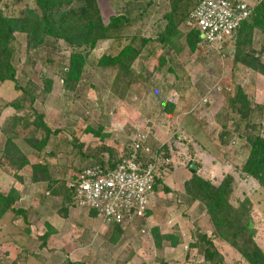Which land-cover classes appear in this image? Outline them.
Here are the masks:
<instances>
[{
  "label": "rangeland",
  "instance_id": "1",
  "mask_svg": "<svg viewBox=\"0 0 264 264\" xmlns=\"http://www.w3.org/2000/svg\"><path fill=\"white\" fill-rule=\"evenodd\" d=\"M30 1L2 0L0 9L19 15ZM179 1L94 0L95 16L103 25L110 24L115 17L126 21L114 29L113 37L100 38L93 49L87 44L74 46L63 37L46 40L37 48L29 45L26 35L17 39L14 65L20 82L26 85L30 81L36 95L35 84L43 86L49 79L53 82L49 94L41 89L44 99L36 96L33 101L34 108L45 114L51 134L43 151L34 150L32 143L25 141V135L13 134L7 124L10 111L5 113L4 110L0 114V132L5 141L8 136L17 137L15 142L30 163H49L51 180L32 185L31 165L23 170L21 197L15 208L27 210L31 224L37 207L43 215L38 224L33 223V236L31 231L27 232V219L25 221L23 215L9 213L7 233L1 231L3 225H0V264H123L130 255L128 264H153L159 256L155 259L156 243L151 229L158 226L162 234H177L179 227L175 222L178 221L183 222L184 231L188 228L185 224L190 225L185 234L189 241L192 229L193 232L196 229V225L191 227V224L204 213V207L198 202L187 204L185 201L190 198L184 192L169 195L168 200L155 208L157 219L147 220L146 215L124 225L94 215L91 210L77 209L71 200L67 203L66 187L78 172L100 159L116 162L138 132L148 134L145 149L149 145L154 149V156L166 164L165 173L177 177L180 191L185 177L181 172H191L190 160L199 164L197 171L201 175L215 183L232 174L231 203L241 208V212L245 208L252 212L251 228L256 231L257 242L264 246V188L244 171L250 152L247 130L244 124L238 126V114L229 103L236 87H244L252 107L257 109L251 124L264 135V30L252 28L249 21L246 30L222 45L211 46L202 41L193 49L187 42L191 29L185 19L179 25L180 34L173 37L171 44L164 45L158 35L163 34L167 25L166 14L175 6L179 7ZM196 1L182 0L184 7L179 9L182 8L184 14ZM249 1L252 7L260 2ZM129 44L140 51L130 66L132 76L126 70L119 71L118 65L101 64L103 60L116 57ZM73 51L89 52V55L80 79L73 83L74 88H66L64 70L70 65ZM243 60L257 69L246 66ZM12 89L11 83L0 85L2 99L11 100L15 95ZM211 89L214 91L210 100L204 102L205 94ZM171 102L177 103L173 111L167 106ZM183 124L189 126L187 131H191V136L181 131L185 130L180 129ZM36 136L42 140L41 131ZM192 136L203 148L198 156L197 152L190 155L187 150ZM167 147L168 154L164 151ZM144 153L146 158L147 155L153 157L146 150ZM2 162L9 165L6 158H2ZM14 180L17 184L18 180ZM167 207L175 208L169 220L165 216ZM69 210L72 217L68 214L63 221ZM48 219L60 229L50 235L48 245L43 247L39 239L42 234L37 232L47 231L45 221ZM9 243H13L12 248L7 247ZM181 248L183 250L164 252L170 264H208L197 247ZM232 249L231 253H226L228 262L247 264L244 258L236 257V250Z\"/></svg>",
  "mask_w": 264,
  "mask_h": 264
},
{
  "label": "trees",
  "instance_id": "2",
  "mask_svg": "<svg viewBox=\"0 0 264 264\" xmlns=\"http://www.w3.org/2000/svg\"><path fill=\"white\" fill-rule=\"evenodd\" d=\"M199 1L197 0L194 6L190 10L184 11L183 14V9H179L182 6V0H180V3H177L179 7L175 6L176 8L166 14L167 25L163 34L158 35L159 38H157L159 41L164 42V45L171 44L173 37L180 34V23L188 19L191 11ZM93 3L94 0H31L28 7L19 15H10L0 9V85L11 83L13 85V93L15 92L11 100H4L2 99L3 95L0 96V114L5 109L10 111L7 124L10 125L13 134L15 133L16 136L25 135V141L29 144L32 143V147L36 151H43L45 149L51 130L45 121V114L34 108L33 101L36 96L38 98L43 97L42 88L49 94L53 82L49 79L46 83L42 84L43 86L35 84L37 95L30 81L26 85L20 82L17 69L14 65L17 52L16 41L20 36L26 35L29 45L37 48L44 44L46 40L63 37L73 42L75 44L74 46L87 44V46L93 49L100 38L113 37L114 29H117L126 21L123 17H115L110 24L103 25L95 16L97 8ZM251 10L250 18L248 21L242 23L238 30L239 32L247 29L249 21L252 22V28L258 27L264 30V0H260ZM250 33H252L251 30ZM202 41L204 39L199 29L194 28L188 32L187 42L193 49ZM139 54L140 51L129 44L123 47L116 57L103 60L101 64L118 65L119 71L126 70V72H129L127 74L132 76L130 66ZM88 55L89 52L82 53L80 51H73L71 53L70 65L64 70L63 76V83L66 88H74L73 83L80 79ZM238 60L240 59L238 58ZM244 64L253 69H257L256 66L247 61ZM229 103L231 109L233 108L238 114V126L244 124L247 130L245 135L250 152L244 164V171L258 180L264 188V135L257 132L254 123L253 125L251 124L254 116L257 115V109L252 107L247 91L240 85L236 87L232 96L229 97ZM176 104L174 102L167 103L168 109L170 111L175 110L177 107ZM188 127V125L183 124L180 129H185L181 131H185L187 136H191V131L188 132L186 130ZM40 131L43 135L42 140H38L36 136ZM16 136H8L1 149L2 168L17 178V180H22L24 178L23 170L26 169L25 167L31 165L32 181H50V174L48 172L50 164L47 162L30 163L29 157L16 144ZM148 137L147 134V138L139 149V157L144 162L156 164L157 170L154 191L170 193L172 189L163 183V177L166 174V164L158 156L150 158H146L145 156L144 151L146 150L145 145H147ZM190 140L197 141L193 136ZM189 146L191 149L193 148L192 143ZM160 149L161 147L158 148V152ZM164 151L168 154V147ZM161 156L163 158L162 153ZM2 158H6L9 163L8 166H5ZM120 160L121 158L116 162L111 161L109 163L100 159L98 163L114 168ZM190 163H192V160L189 161ZM196 166L198 168L199 164L196 163ZM168 167H171V164ZM13 170L14 172L11 173ZM190 170L192 177L184 183L185 192L193 200H197L205 207L208 215V219H206L207 226L211 225L209 233L203 232L197 227L195 230L196 242L193 244V247H199L198 249L203 253L205 261L210 264H231L226 261L215 243V240H220L233 247L244 258L247 264H264V249L257 242L255 229L250 228L252 212L250 214L248 208H245L241 212V208H237L231 203L230 195L233 191L231 187L234 181L233 175L229 174L220 183H215L212 179L201 175L197 169ZM40 173L42 176L39 177ZM65 193L68 199L67 203L70 200L72 201L73 194L68 186L66 187ZM20 197L21 192L14 187L7 192L0 191V217L4 216L6 212L18 213L23 215L25 221L27 219L26 223L30 225L27 210L15 208V204ZM150 210H147L146 215L151 214ZM91 211L94 215L100 216L98 211ZM111 222L121 225L112 220ZM47 228L48 232L46 231L41 237L42 245H46L50 235L57 232V229L51 224H48ZM28 229L30 231L29 226L27 227ZM151 231L157 247H161L164 242L169 241L172 245H177L182 239L181 232L177 234L165 232V234H162L158 226H154ZM130 258L131 255L124 260L123 264H128ZM155 264H168V262L164 258L159 257Z\"/></svg>",
  "mask_w": 264,
  "mask_h": 264
},
{
  "label": "built area",
  "instance_id": "3",
  "mask_svg": "<svg viewBox=\"0 0 264 264\" xmlns=\"http://www.w3.org/2000/svg\"><path fill=\"white\" fill-rule=\"evenodd\" d=\"M251 9L249 0H200L187 24L199 29L206 43L220 46L248 21ZM212 91L205 94L204 102L210 100ZM146 138L145 132H138L114 168L98 162L84 166L68 184L74 204L123 225L146 216L157 170L155 163L139 157Z\"/></svg>",
  "mask_w": 264,
  "mask_h": 264
},
{
  "label": "crops",
  "instance_id": "4",
  "mask_svg": "<svg viewBox=\"0 0 264 264\" xmlns=\"http://www.w3.org/2000/svg\"><path fill=\"white\" fill-rule=\"evenodd\" d=\"M239 31H237L236 33H238ZM235 33V34H236ZM234 34V35H235ZM234 35H232L231 37H229V38H227L225 41H228V40H230ZM9 110L8 109H5V113H7ZM1 118V117H0ZM8 126V125H7ZM189 128H187L186 130H188ZM3 132V131H2ZM134 139V138H133ZM190 143H192V146H193V148L191 149L190 148V146H187V150H188V152L190 153V155L192 154V153H195V152H197V156H198V152L199 151H203V148L201 147V144L198 142V141H192V142H190ZM4 144H5V138H4V140H3V136L1 135V132H0V191H5V192H7L10 188H12V187H14V188H16L17 190H19L20 192H22V190H21V188H20V185H23L22 184V182H24V178L22 179V180H18V183L17 184H15L14 182H13V180L15 179V178H13L12 177V175L8 172V171H6L4 168H2L3 166L1 165V149L3 148V146H4ZM149 148L151 149V150H149ZM146 151H148V153H151L153 156H154V149L149 145L148 146V149L146 148ZM196 154V153H195ZM151 155V156H152ZM146 156V155H145ZM147 157L149 158L150 157V155H147ZM181 174H184L185 175V177H184V180H183V182H182V186H183V190L182 191H180L179 189V186H178V180H176V178L177 177H173V176H170V175H167V174H164V177H163V183L165 184V185H167V186H169L172 190V192H170V193H165L164 191H160V192H154L153 193V195L151 196V199H150V205H149V209H151V214H149L148 216H147V220H149V219H154V218H156L157 219V217H156V214H155V212H153V210L155 209V208H157L159 205H162V202H164V200H166L168 197H169V195H171V194H173V192L175 193V194H180V192H184V194L187 196V197H189L190 199L189 200H191L192 198L189 196V195H187L186 194V192H185V187H184V183H185V181L186 180H188V179H190L191 177H192V173L190 172H188V173H185L184 171H182L181 172ZM175 178V179H174ZM16 180V179H15ZM14 180V181H15ZM32 180V179H31ZM17 181V180H16ZM30 183L32 184V185H34V184H38L39 182H34V181H30ZM41 183H46V181H42ZM8 187V188H7ZM7 188V189H6ZM160 199V201H158ZM168 200V199H167ZM189 200L187 201H185L187 204H191V203H194V202H198L197 200L195 201V200H191V202H189ZM184 201V200H183ZM18 202V201H17ZM31 204H33V205H35V207H37L36 206V204H34V202L33 201H29ZM61 202L63 203V201L61 200ZM184 202V203H185ZM185 203V204H186ZM199 203V202H198ZM178 205H180V204H178ZM202 205V204H201ZM203 206V205H202ZM30 207V206H29ZM77 207V206H76ZM204 207V206H203ZM77 209H82V210H84L83 208H79V207H77ZM174 207H167V208H165V211H166V214H165V216H166V219H168L169 220V218H171L172 219V217H171V215H172V213L174 212ZM23 210H25V209H23ZM71 211L72 210H69L68 212H66L65 214H64V218H62V220L63 221H65V220H67L66 218H67V216H68V214L70 215V217H72L71 216ZM176 211V210H175ZM202 212H204L201 216H197L195 219H194V221L192 222V224H191V227H193L194 226V224L196 225V229H197V227H199L200 229H201V231H203V232H208L209 233V231H208V229H210L211 228V225L210 226H207V222H206V219H208V215H207V212H206V209H205V207H204V210H202ZM9 213L10 212H6L5 213V215L4 216H2V217H0V225H3V228H2V232L4 231V233H7V231L9 230L8 228H9V224H8V216H9ZM27 214H28V211H27ZM34 215H35V218L33 219V220H31L33 223H39L38 222V220H39V218L43 215V213H42V211L40 210V209H38V207H37V210L36 211H34V213H33ZM61 218V217H60ZM11 219H12V217H11ZM6 221V223L4 224H1L2 222L1 221ZM40 221V220H39ZM46 222V227L48 226V224H51L53 227H55L56 229H60V228H58L53 222H51L50 221V219H48L47 221H45ZM30 224V225H27V227L29 226V228H31L32 230H30L31 232H32V235L34 236L35 235V230L33 229L34 228V224ZM64 223V225H65V222H62V224ZM156 224V223H155ZM154 224V225H155ZM175 225H177L178 227H179V232H181V235H182V239H181V241L177 244V245H172L170 242H167V243H164V244H162V246L161 247H157V245L155 244V247H156V252H155V259L159 256V257H162V258H164L167 262H168V264H170L171 262H170V260H169V258L166 256V255H164V252L166 251H171V250H183L181 247H183V246H185V247H190V248H192L193 247V244L196 242V240H195V231L193 232V229H192V231H191V233H190V236H191V239L188 241V238H186L185 237V234L187 233L186 231L187 230H189V228H190V225L189 224H185V226H188V228L186 229V231H184V226H183V222H175ZM2 226H0V228H1ZM195 229V230H196ZM29 231V229L27 230V232H30ZM46 232V231H45ZM45 232L44 231H38L37 233L38 234H42V236L45 234ZM42 236H40L39 237V239H41V237ZM49 240L50 239H48V242H49ZM48 242H47V244L46 245H43V247H46L47 245H48ZM188 242V243H187ZM194 242V243H193ZM43 243V242H42ZM215 243H216V245H217V247H218V249H219V251L221 252V254L225 257V259H226V257H227V252H229V253H231V251L233 250L232 249V247L231 246H229V244L228 243H226V242H223V241H219V240H215ZM167 244V245H166ZM7 247H9V248H12L13 247V243H9V244H7ZM261 247L264 249V246L263 245H261ZM197 248H199V247H197ZM169 249H171V250H169ZM235 251V250H234ZM165 252V253H166ZM235 254H236V257H240L241 259H242V257H241V255L237 252V251H235ZM203 255V254H202ZM158 257V258H159ZM203 257H204V255H203ZM157 258V259H158ZM157 259L156 260H154V263L153 264H155L156 263V261H157ZM205 260V259H204ZM226 261L228 262V260L226 259ZM207 262V261H206ZM244 262V261H243ZM208 264H210L209 262H207ZM228 263H230V262H228ZM145 264H148V263H145Z\"/></svg>",
  "mask_w": 264,
  "mask_h": 264
},
{
  "label": "water",
  "instance_id": "5",
  "mask_svg": "<svg viewBox=\"0 0 264 264\" xmlns=\"http://www.w3.org/2000/svg\"><path fill=\"white\" fill-rule=\"evenodd\" d=\"M204 36L202 35V38H203ZM191 169H197V166H196V164H195V162H192L191 163ZM252 227V224H250V228Z\"/></svg>",
  "mask_w": 264,
  "mask_h": 264
}]
</instances>
